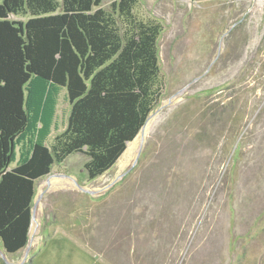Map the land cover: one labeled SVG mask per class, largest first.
<instances>
[{
  "label": "rangeland",
  "instance_id": "374dc122",
  "mask_svg": "<svg viewBox=\"0 0 264 264\" xmlns=\"http://www.w3.org/2000/svg\"><path fill=\"white\" fill-rule=\"evenodd\" d=\"M133 12L161 27L159 110L98 177L76 152L52 183L37 179L30 245L0 240V264H264V0H137ZM70 107L63 89L49 145Z\"/></svg>",
  "mask_w": 264,
  "mask_h": 264
},
{
  "label": "trees",
  "instance_id": "16d2710c",
  "mask_svg": "<svg viewBox=\"0 0 264 264\" xmlns=\"http://www.w3.org/2000/svg\"><path fill=\"white\" fill-rule=\"evenodd\" d=\"M136 1L113 0L107 10L103 0H0V240L6 252L29 242L37 179L76 152L89 157L90 179L103 174L160 103L161 27L134 15ZM20 13L28 17L11 16ZM244 52L248 62L255 57ZM63 89L71 103L67 124L49 145Z\"/></svg>",
  "mask_w": 264,
  "mask_h": 264
},
{
  "label": "water",
  "instance_id": "95a60500",
  "mask_svg": "<svg viewBox=\"0 0 264 264\" xmlns=\"http://www.w3.org/2000/svg\"><path fill=\"white\" fill-rule=\"evenodd\" d=\"M236 23H234L233 25H235ZM201 76V75H200ZM200 76H198V77H196L194 80H192L191 82H189L181 91H183L184 89H186L188 86H190L197 78H199ZM165 104V102L161 105V107L163 106ZM159 110V108L158 109H156L155 111L153 110L150 114H149V116L147 117V119H146V122L144 123V125L141 127V129H140V131L138 132V134L135 136V138L140 134V133H142V134H145L144 133V131H145V127L147 126V124L149 123V121L153 118V116L155 115V113L157 112ZM134 138V139H135ZM134 139H132L131 141H129L128 142V144L130 143V142H132ZM127 148H128V145H127V147H126V149L124 150V152H123V154H125V152H126V150H127ZM122 154V155H123ZM51 175H53V173H50L48 176H51ZM39 203V198H38V196L36 195L35 196V199H34V203H33V207H32V222H31V226H30V233H31V228H32V224H33V221H34V219H35V217H36V208H37V204ZM29 242H30V238H29ZM28 242V244H27V246H29L30 245V243ZM5 250V249H4ZM10 264H17V263H14V262H11Z\"/></svg>",
  "mask_w": 264,
  "mask_h": 264
},
{
  "label": "bare ground",
  "instance_id": "6f19581e",
  "mask_svg": "<svg viewBox=\"0 0 264 264\" xmlns=\"http://www.w3.org/2000/svg\"><path fill=\"white\" fill-rule=\"evenodd\" d=\"M147 127H148V124H147V126L145 127V131H144V133H146ZM139 135H145V134L140 133ZM140 140H141V136H139V137L137 136V137L132 141V143L130 144V146L127 148L126 153H127V152H130V151H132V150H134V149L139 145ZM50 179H51V183H52L53 180H54V179H53V176H51ZM36 223H38L37 220L34 221V226H35V227H36ZM34 226H33V231H35Z\"/></svg>",
  "mask_w": 264,
  "mask_h": 264
}]
</instances>
